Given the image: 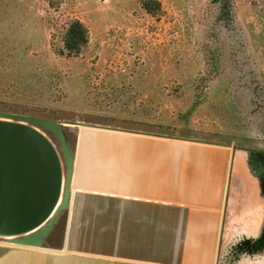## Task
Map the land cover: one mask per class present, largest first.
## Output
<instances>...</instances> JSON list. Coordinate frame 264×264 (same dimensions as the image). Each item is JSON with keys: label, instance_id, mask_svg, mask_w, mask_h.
Instances as JSON below:
<instances>
[{"label": "rangeland", "instance_id": "1", "mask_svg": "<svg viewBox=\"0 0 264 264\" xmlns=\"http://www.w3.org/2000/svg\"><path fill=\"white\" fill-rule=\"evenodd\" d=\"M0 112L264 150V0H0Z\"/></svg>", "mask_w": 264, "mask_h": 264}, {"label": "crops", "instance_id": "2", "mask_svg": "<svg viewBox=\"0 0 264 264\" xmlns=\"http://www.w3.org/2000/svg\"><path fill=\"white\" fill-rule=\"evenodd\" d=\"M60 247L0 241V264H264V198L244 152L83 127Z\"/></svg>", "mask_w": 264, "mask_h": 264}, {"label": "water", "instance_id": "3", "mask_svg": "<svg viewBox=\"0 0 264 264\" xmlns=\"http://www.w3.org/2000/svg\"><path fill=\"white\" fill-rule=\"evenodd\" d=\"M64 124L0 112V238L8 239L11 244L41 247L59 214L69 205L73 156ZM70 124L194 141L106 126ZM43 131L51 132L56 138L60 154ZM236 150L246 154L253 176L258 181L263 179L264 150L232 147V153ZM259 248L257 239L255 253Z\"/></svg>", "mask_w": 264, "mask_h": 264}, {"label": "trees", "instance_id": "4", "mask_svg": "<svg viewBox=\"0 0 264 264\" xmlns=\"http://www.w3.org/2000/svg\"><path fill=\"white\" fill-rule=\"evenodd\" d=\"M145 11L149 12L148 2L143 4ZM88 42V31L85 26L78 20L68 22L61 34L62 51L69 57H76L82 47ZM262 194L264 187L262 185ZM260 248L258 252L264 251V224L259 235Z\"/></svg>", "mask_w": 264, "mask_h": 264}, {"label": "flooded vegetation", "instance_id": "5", "mask_svg": "<svg viewBox=\"0 0 264 264\" xmlns=\"http://www.w3.org/2000/svg\"><path fill=\"white\" fill-rule=\"evenodd\" d=\"M259 184H260V192H261V196L264 198V194H262V185H263V187H264V178L263 179H261L260 181H259ZM264 224V223H263ZM263 227V226H262ZM262 230V229H261ZM260 233H261V231H260Z\"/></svg>", "mask_w": 264, "mask_h": 264}]
</instances>
